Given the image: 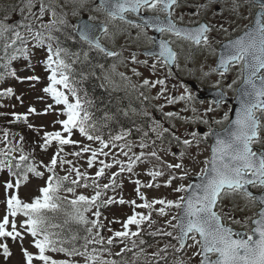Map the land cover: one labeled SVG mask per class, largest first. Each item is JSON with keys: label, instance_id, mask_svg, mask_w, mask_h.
Wrapping results in <instances>:
<instances>
[{"label": "snow or ice", "instance_id": "1", "mask_svg": "<svg viewBox=\"0 0 264 264\" xmlns=\"http://www.w3.org/2000/svg\"><path fill=\"white\" fill-rule=\"evenodd\" d=\"M218 2L219 0H205L204 3H198L196 14L198 15L201 10L207 12ZM86 4L94 5L93 10L103 14L105 19L100 21L97 16H89L85 21L71 24L66 10L68 5H73L72 15L79 17L80 9ZM181 4L182 0H99L98 3L96 0H79L77 7L76 0H14L11 5L6 4L4 11L0 12V48L6 57V70L0 72V79L9 75L21 82L24 80L39 82L41 80L39 75L19 77L10 65L18 57H23L29 61L25 65V70L35 72V67L31 63V53L34 48L44 49L46 59L42 63L48 73L46 77L48 84L43 88V92L53 101L46 105L42 113L35 107H29L24 114L13 112L10 115L14 119L9 123L22 122L29 129H34L36 126L29 123L30 115L55 113L57 119L52 122V127L60 125L58 130L51 131H44V126H40L43 135L42 143H39L38 147L45 151L49 147H55V151L49 163L39 162V166L43 167L48 175L45 185L38 190L40 194L30 202L21 198L19 190L22 184L29 181L30 173L43 178L45 172L38 170V165L31 154L24 153L23 135L16 140L9 128L0 130V171L7 170L13 177V180L4 183L5 214L0 218V250L5 257L11 255L6 242L10 238L13 242H20L25 264H34V261H38L39 264H81L76 257L82 258L83 264H191L196 257H199V264H264V0H250L249 6L254 4L258 9L251 29L243 36L230 41L225 54L219 57L218 67L211 69L212 72H219L220 76L224 77L232 66L236 64L242 66L244 86L240 93V109L236 118L228 123L222 133L216 135L215 143L211 146V154L203 161L205 167L199 173L202 177L201 182L195 185L179 184L172 189L173 192L181 194L175 199H149L142 189L160 187L159 183L154 182L164 177L166 171L168 172V178L164 182L166 187H171L177 178L183 180L187 177L184 157L189 154L188 150L192 144L195 142L199 145L203 138L196 131H191L188 133L190 138L181 139L172 129L155 120L150 131L156 133L157 139L171 133V138L184 147L179 162L163 160L157 150L145 151L150 147L146 142L149 139L148 132L143 133L139 144L141 151L137 154L133 152L135 145L126 140L131 135L130 131L122 130L118 135L109 133L105 139L100 129L107 126L106 122L114 117L105 113L101 120L94 119L93 113L89 111L94 102L87 98L86 91L83 96L80 94L82 89L79 85L88 75L95 73L86 71L83 67L78 69L75 65H83L90 51L95 49L107 57L117 59L122 57V52L109 49L102 42L107 38L115 43L117 32L113 29L119 28L118 22L137 29L136 38L143 39L151 45L145 49V54L154 58V62L149 65L147 59L140 60L136 52H130L122 62L130 61L134 65L150 67L152 73L157 71L158 64L168 67L169 75H172L171 65L178 66L179 53L172 46L176 41L165 37L174 36L176 40L187 42L189 46L214 52L211 34L214 31L227 32L228 29L223 23L213 25L210 22L196 21L188 25L178 24L173 16ZM243 7L242 0H232V12L236 15L240 14ZM142 9L145 13L164 15L150 17L146 14L139 15V23L130 18L133 14H140ZM220 11H223V8ZM10 13H18L19 21L13 23ZM179 20L182 21L183 16H180ZM149 29L160 33L161 38L157 41L155 36H150ZM64 40H75L79 44V51L74 52L64 47ZM96 67L101 70L103 79L108 84L114 83L109 71L115 73V64L107 71L103 64ZM131 72L136 77L142 75L135 66L131 67ZM116 74L133 89L149 90L159 86V91L153 98L157 100L163 98L167 104L184 101L185 112L188 111V105L195 100V96L186 86L179 95L168 94L167 77L154 80L144 78L141 84L136 85L131 83V78L124 72ZM204 75L209 73L206 72ZM101 87L105 85L102 84ZM228 87L231 88L232 85L229 84ZM11 95H13L11 87L0 92V96ZM225 95L223 91L218 90L217 99L213 101L216 107L225 102ZM141 97L142 103L149 100L144 91L139 92L138 98ZM16 99L23 103L20 97ZM37 99L42 101L44 97ZM160 108L163 111V105ZM213 110L210 105L205 109V113H211ZM130 111L137 114L136 109ZM191 111L196 113L197 109L193 106ZM123 114L127 116L129 113L125 111ZM163 114L168 120L183 119L185 123H209L202 116L189 118L172 111ZM4 115L8 114L0 113V116ZM139 115L147 118L151 114L142 109ZM61 116L64 118L60 119ZM228 120V114L224 113L223 119L216 120L215 123L224 124ZM77 131L90 143L82 144L73 139ZM209 134L211 129L204 136ZM117 141L124 143L118 145ZM92 144H98L99 147H92ZM69 145H79V150L65 154V147ZM151 145H155V140L151 141ZM117 147L121 149V154L127 158L126 160L117 158L115 153L112 154L111 162L106 163L104 159H99L100 156L107 158L110 150ZM17 152L20 153L18 157L14 155ZM87 153H90L86 159L87 167L91 169L99 165L93 176H90L87 170H81L72 159L66 158L70 155L83 159ZM129 153L132 155L129 156ZM150 160L156 162L146 172L152 182L142 183L139 179L133 181L136 196L141 203H137L136 199L125 200L122 196L119 199L112 196L104 198L107 190L115 191L118 187H123L122 174L128 173L131 176L138 164ZM113 165L118 171L111 172L108 182L101 184L100 178L105 177L107 170L112 169ZM58 169H65V174L60 175ZM177 170L180 171L179 177L172 174ZM80 187H91L94 194L91 196L77 194ZM253 189L256 190L255 193ZM62 192L73 194V198L69 200L67 196L61 195ZM236 197L245 201L246 206L258 205V210L252 216L236 219L225 212L222 204L224 200ZM116 203L128 204L132 208V214L123 222L116 219L109 221L110 224L120 223L121 227L120 230L108 228L111 235L105 236L101 232L106 225L100 219L102 216L100 209ZM65 204L70 206V211L65 208ZM157 205L159 207H156ZM236 207L242 210L239 206ZM138 208L146 209L147 212L136 211ZM92 209H95L91 212L95 219H90L86 215ZM58 213H63L65 217L62 223L53 222ZM154 214L168 218L163 225L157 226L158 221L153 218ZM18 217H23L19 224ZM73 224L83 226L85 235L81 236L79 231H73L71 227ZM231 224H242L247 231L235 232ZM130 226H134L135 230ZM27 236L32 237V246L37 250L35 253L23 248ZM146 236L153 239L159 237L168 242L149 252L148 248L153 245L148 243ZM118 246L119 251H114ZM192 248L196 251L185 259L187 251ZM49 253H63L68 258L57 259ZM129 254L131 259L128 258ZM170 255H175L176 258L170 260Z\"/></svg>", "mask_w": 264, "mask_h": 264}, {"label": "flooded vegetation", "instance_id": "2", "mask_svg": "<svg viewBox=\"0 0 264 264\" xmlns=\"http://www.w3.org/2000/svg\"><path fill=\"white\" fill-rule=\"evenodd\" d=\"M96 2L98 3L99 0H96ZM204 2L205 0H182L181 6L176 8L173 19L177 20L178 24L182 25H188L190 22L194 24L196 21L210 22L213 25L223 23L225 28L228 29L227 32L214 31L211 34L213 37L212 48L215 50L214 52L205 48L189 46L187 42L176 40V38L172 36L165 37L176 41L172 46L174 50L179 53L178 66L177 64L171 65L172 75H169L168 67L161 66L159 64L157 65V71L155 73L151 72L150 67H146L144 65H134L130 61H128L127 64L129 68L133 66L137 67V70L142 74L140 77H136L132 74L134 77L133 79H135L133 84H141L144 76H147L152 80L167 77L166 84L168 80H173L183 84L186 83L187 88L197 99L200 101H206L209 106L211 105L213 107L214 110L211 113H205L202 116L204 119L209 121L208 124L186 123L187 127L185 129V134L182 136L183 139L188 137L189 132L196 131L203 138L199 145L206 146L210 156L211 146L213 143H215L216 135L222 133L223 129L227 127L228 123L232 120H235L236 118V114L240 109V93L244 86L243 76L241 74L242 66L240 64L232 66L229 72L224 75V77H221L219 72H212L211 69L218 67L219 57L225 54L228 43L237 39L238 37L243 36L246 31L251 29L253 19L255 18L258 9L254 4L251 7L249 6L250 0H242L244 7L240 10V14L236 15L232 12V0H219V2L213 4L207 12L201 10L197 15L196 5L198 3ZM93 7L94 5L92 4H86L84 9L80 11L79 17L72 21L77 24V20L82 19L83 17H85V20H87L89 16H97L100 21L104 20V15L94 11ZM221 8H223V11H220ZM145 14L149 17L153 15H164L163 13H145V10L142 9L140 14H133L130 16V18L136 20V22L139 23V15ZM180 16H183L182 21L179 20ZM118 24L119 28L113 29L117 32L116 36L118 37V40H115V43L113 44L111 40L105 38L102 42L109 49L122 52V57L120 59L128 57L130 52H136L140 60L147 59L149 61V65H151L154 62V58H151L145 54V49L150 48L151 45H149L143 39L136 38L137 29L129 28L126 23L118 22ZM246 25L248 26L247 28ZM148 34L150 36H155L157 41L161 38V34L155 32L154 29H149ZM87 62L92 63L94 65V69L96 68V73L93 75L92 79H96L100 86L102 84L105 85V87H101L103 95L110 96L112 102H115L117 98V100L121 103L119 118L125 124L113 122L114 118L107 121V126L102 127V130L105 132V139L108 138L109 133L112 135H118L122 130H127L131 133V135L126 138L127 142H134L138 143L139 145L143 138V133L148 132L149 139L146 141L150 144L148 149L156 148L162 152L163 160H166L164 158L166 157L164 154L166 151L164 150H168V154H170V158H172L173 154L170 153L172 148V151L175 154H178L176 157H180V153L184 151V147L181 143L171 138V133L165 134L162 139H157L156 133L150 131V128L153 126V121L158 120L161 122V124L163 123L164 127L172 129V131H174L176 134L175 127L173 128L170 122L165 118L164 114H162L157 108L156 99L153 98L156 96V89L145 90L143 88H132L130 91L124 92L123 90L113 88L109 84H105L103 74L96 66L103 64L105 66V70L107 71L111 69L113 64L116 65V63L120 62L117 58L107 57L104 53L98 52L95 49L89 52ZM206 72H208L209 75H204ZM217 81H219V84H217ZM229 84L232 85L231 88L228 87ZM218 90L223 91L226 95L224 96L225 102L219 107H216L213 101L217 99ZM140 91H144L145 95L149 96L148 101H143L142 103V97L138 98ZM87 94V98L93 101L95 92L92 87H90ZM102 105L103 108L99 110V115L102 118L105 116V113H108L110 116H112L109 110L106 111V108L109 105V100L103 99ZM130 109H136L137 114H133ZM142 109L147 110L151 114L150 117L145 118L139 115V112ZM89 111H91L93 115L95 114L92 108L89 109ZM125 111L129 113L127 116L123 114ZM224 113L228 114L229 120L225 121L224 124H216V120L223 119ZM210 129L211 134L205 137L204 134L208 133ZM152 140H155V145H151ZM195 144L196 143L194 142L192 145ZM169 147H171V149H169ZM119 151L120 149L116 148V152ZM177 161L178 160H169L168 162L176 163ZM185 170L188 173L187 177L185 178L188 180L191 175L200 173H191L187 168ZM253 191L255 193L256 190L253 189ZM222 204L225 212L230 213L236 219L252 216L259 207L258 205L255 207L246 206L245 201L239 197L231 200L226 199L222 202ZM236 206H239V209L242 210H238ZM230 226L235 232L244 233L247 231L242 224H231Z\"/></svg>", "mask_w": 264, "mask_h": 264}, {"label": "rangeland", "instance_id": "3", "mask_svg": "<svg viewBox=\"0 0 264 264\" xmlns=\"http://www.w3.org/2000/svg\"><path fill=\"white\" fill-rule=\"evenodd\" d=\"M14 2V0H0V12H3L2 10L3 7H5L6 4L11 5ZM79 6V0H76V5ZM73 5H68L67 11L69 13L68 19L69 22L72 24H75L73 21L77 18L76 16L72 15L71 8ZM83 8L80 9L83 10ZM12 15V21L13 23L19 21L20 17L18 13L11 14ZM73 20V21H72ZM116 41L118 40V37L116 36ZM72 51H79V48ZM85 51H87V47H85ZM125 53V52H124ZM89 55V54H88ZM32 60L31 63L35 67V72L32 71H26L25 70V65L29 63V61L25 60L23 57H18L17 60L12 61L11 63L14 62V68L16 70L17 76L19 77H25L28 75H39L41 77V80L39 82H32V81H27L24 80L21 82L20 80H17L15 77H11V80L8 83H5L4 85L2 84L3 79L0 80V88L2 87H11L13 89V95L11 96H6V98L3 99V104L4 106H1L0 113H6L8 115L0 116V130L3 128L7 127L10 129V131L14 134L15 139L19 140V137L21 135L24 136V142H23V148H24V153L25 154H31L32 157H34L35 162L38 165V170L44 171L45 176L43 178H38L32 175L31 173L29 174V181L25 184H22L19 194L23 200L26 202H30L32 198L35 196L39 195V188L45 185V181L47 178L48 173L46 170L39 166V162L43 161L44 164L49 163L52 154L55 151V147H49L46 151L42 150L40 147H38L39 143H42L41 137L43 135V131L40 130V126L43 125L44 131H51V130H58L60 128V125H56L55 128L52 127V122L57 119V116L55 113H49L47 115H30L29 116V123H32L36 127L34 129H28L26 134H22L21 130H16V129H23L25 130L27 126L25 124L21 123H10L13 125V127H9L8 123L9 121L13 120L14 118L10 115L13 112L24 114L27 112L29 107H35L38 112H43V109L46 107L47 104L53 103L52 99L50 96L45 94L43 92V88L47 86L48 80H47V75L48 73L45 71L44 64L42 63L46 59V51L44 49H38L34 48L32 53ZM81 59H84L81 57ZM120 63H116V71L115 73L109 71V75L111 76L112 81L114 82L113 84H109L115 89L118 90H123L124 92H128L132 89L130 84L126 83L124 80H122L116 73L118 72H124L126 76L131 78V83L133 84V75L131 72V68L128 67V62H122L123 59H118ZM143 78H148L147 76H144ZM105 84H108L106 81L104 82ZM187 87L186 83H178L173 80H168L167 82V88H168V94L170 95H179L184 91V87ZM1 91L3 90L0 89ZM159 91V86L156 88L155 94L157 95ZM82 96V93H80ZM16 97H20L23 101L21 103V100L16 99ZM38 97H44V100H38ZM71 99V98H70ZM156 105L158 110L163 114L164 112L172 111V112H177L180 113L181 116H186L189 118H195L196 116H203L205 114V109L209 107L208 103L206 101H200L195 97V100L191 105H188V111L185 112L184 109L186 107V102L184 101H177L175 104H167L166 101L161 98V99H156ZM163 105V111H161L160 106ZM195 107L197 109L196 113H193L191 111V107ZM60 119H63L64 117H59ZM166 118V117H165ZM168 120V119H167ZM170 124L173 126L175 125V131L176 134L179 135L182 139V136L185 134V129L187 127L185 121L183 119H177V120H168ZM163 124V123H162ZM196 124V123H193ZM73 139L80 141L82 144H88L90 143L89 141L86 140V138H83L79 135L78 131L73 135ZM118 145L123 144L124 142H116ZM135 145L133 148V152L139 153L141 149L138 148V143L134 142H129ZM196 145V144H195ZM192 145L191 148L188 150L189 154L184 157L183 163L186 165V168L190 170L191 173H199L200 170L205 167L203 164V161L209 157V151L206 146L204 145ZM92 147H99L98 144H92ZM119 148V147H117ZM120 149V148H119ZM171 149V147H169ZM173 149V148H172ZM170 150V153L173 154L174 152ZM79 150V145L77 146H66L65 147V154L71 153L73 151H78ZM108 149H106L107 151ZM152 150H157L156 148H150L146 149L145 151H152ZM124 151H127V149H124ZM159 155L162 157V152L157 150ZM115 153L117 158L121 160H126L127 158L123 157L121 155V149L119 152H116V148H112L110 150L109 156L107 158L100 156L99 159H104L105 162H111L112 160V154ZM19 152L15 153V156H19ZM166 157H164L166 160H178L179 162L180 157H176L178 154H175V156H172L170 158V154H168V150L164 153ZM90 155V153L84 154L83 159H77L74 158L70 155H67V159H72L73 163L77 165L78 167H81V170H87L90 176H93L95 171L97 170V167L99 166L98 164L95 165L93 168L89 169L87 167L86 159ZM132 155V153H129V156ZM31 162V161H30ZM156 162L154 160L150 161H145L143 164H138L134 170V173L131 174V176L128 173L122 174V181H123V187L122 188H117L115 191H112L111 189L107 190V192L104 194V198L106 199L109 196L115 197L119 199L121 196L125 200H131V199H136L137 203H141L139 198L136 196L135 193V184L133 183L134 180L139 179L142 183H149L152 182L151 178L147 176L146 172L148 169L152 168L153 165ZM68 166L66 165L65 168ZM113 171H118L117 167L113 165V168L110 170H107V175L105 177L100 178V183H107L108 182V176H110L111 172ZM58 172L60 175L65 174V169H58ZM173 175H176L179 177L180 171L177 170L172 173ZM168 178V172L166 171L164 177H160L155 181L154 183H159L160 187H153V188H143L142 191L146 194V196L149 199L153 198H166V199H175L177 194L173 192V188L179 186V184L183 183L185 185L189 184V180L184 178L183 180L177 178L174 180L173 185L171 187H166L164 186L165 180ZM8 180H13V177L10 176V174L7 172V170L0 171V218L3 217L5 214V188H4V183L5 181ZM83 193L85 195L91 196L94 194V189L89 187V188H83L80 187L77 189V194ZM62 196H67L69 200L73 198V194L62 192ZM156 207H159L158 205ZM67 210H71L70 207L65 206ZM101 220H103L104 224L106 227L104 229H101V232L103 235L108 236L111 235V233L108 232V228H112L113 230H120V223H112L110 224L109 221L116 219L121 222H123L127 216L132 214V208L128 204L120 205L118 203L106 206L104 208H101ZM95 209H92L89 213H86V215L89 216L90 219H95L94 216H92L91 212H94ZM136 211H143L147 212L146 209H136ZM65 218V217H63ZM153 218L158 221L157 226H161L164 224V221L168 217H158L155 214L153 215ZM23 217H18L17 222L18 224L22 221ZM132 227L133 230H135L134 226ZM83 230V229H82ZM80 235L83 236L85 235L84 232L80 231ZM145 239L148 240L149 244H152L153 247L148 248L149 252L155 251L157 247H162L165 243L168 241L166 239H161L159 237L153 239L150 237H145ZM32 237L27 236L24 239L23 242V248H27L30 252L35 253L37 250L32 246ZM158 241V243H157ZM9 245V249L11 252V255L8 257H5L3 254V251L0 250V264H25V258L23 256L22 252V247L19 241L13 242L10 238L8 241H6ZM175 243V241H173ZM190 243V241H189ZM114 251L118 252L119 251V246L114 249ZM196 249L192 248L187 251L186 255L184 258L186 259L187 257L191 256L193 252H195ZM50 255H53L54 258L57 259H65L68 258L66 257L63 253H49ZM184 255L183 253H181ZM129 259H131V255L129 254ZM176 257L175 255H170L169 259L174 260ZM77 260L82 262V258L76 257ZM34 264H39L38 261H34ZM191 264H199V257H196L192 260Z\"/></svg>", "mask_w": 264, "mask_h": 264}, {"label": "trees", "instance_id": "4", "mask_svg": "<svg viewBox=\"0 0 264 264\" xmlns=\"http://www.w3.org/2000/svg\"><path fill=\"white\" fill-rule=\"evenodd\" d=\"M2 10H4V7L2 8ZM63 46L70 49L71 51H72V49L76 50L79 48V44L75 40H64ZM5 59H6L5 53L3 52L2 48H0V72H4L6 70ZM10 67L15 70L14 62L11 63ZM75 67H77L78 69L83 67L86 71L90 70V71L96 73V68L94 69V65L90 62H87V60L85 61V63L83 65H75ZM11 77L12 76L5 75L3 78L2 84L4 85L5 83H8L11 80ZM92 77H93V75H88L87 79H85L82 82V84L79 85V87L82 89V91H81L82 96H83L84 91H86L88 93L90 87H92L94 92H95V95L93 96L94 106L92 107V109L95 112L94 119H96V120L102 119V117L99 115V110H101L103 108V105H102L103 99H108L109 105L106 108V111L109 110L111 115L114 117L113 122H116L118 124H120V123L125 124L119 118L120 117L119 113L121 110L120 109V107H121L120 101H118L116 98L115 102H112L110 96L103 95V91L101 89L99 82L96 79H92ZM2 88H3V90L2 91L0 90V92H3L7 87L6 88L2 87ZM2 88H0V89H2ZM4 98H6V96H0V109H1V106H4V104L2 102ZM100 113H101V111H100ZM113 122H111V123H113ZM8 126L13 127V125H11L10 123H8ZM28 129L29 128L27 127L25 130H23V129H16V130H21L22 134H24V133L26 134ZM65 206L70 207L67 204H65ZM63 217H64L63 213H58V214H56V217H55L53 222L54 223H62L64 220ZM71 227H72L73 231H79V234H80V231L84 232L82 230L83 226H77V225L73 224V225H71Z\"/></svg>", "mask_w": 264, "mask_h": 264}, {"label": "water", "instance_id": "5", "mask_svg": "<svg viewBox=\"0 0 264 264\" xmlns=\"http://www.w3.org/2000/svg\"><path fill=\"white\" fill-rule=\"evenodd\" d=\"M82 21H85V17L77 20V23H80ZM212 145H214V143ZM201 179H202V177L199 174L190 177L191 184H193V185L200 183Z\"/></svg>", "mask_w": 264, "mask_h": 264}, {"label": "bare ground", "instance_id": "6", "mask_svg": "<svg viewBox=\"0 0 264 264\" xmlns=\"http://www.w3.org/2000/svg\"><path fill=\"white\" fill-rule=\"evenodd\" d=\"M123 122V121H122Z\"/></svg>", "mask_w": 264, "mask_h": 264}]
</instances>
